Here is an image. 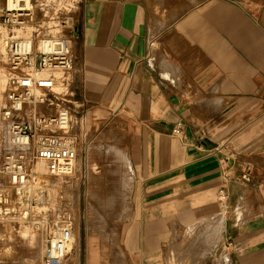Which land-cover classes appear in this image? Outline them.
<instances>
[{"label":"crops","instance_id":"obj_1","mask_svg":"<svg viewBox=\"0 0 264 264\" xmlns=\"http://www.w3.org/2000/svg\"><path fill=\"white\" fill-rule=\"evenodd\" d=\"M77 29L86 126L132 168L120 264L195 225L201 264H264V0H81Z\"/></svg>","mask_w":264,"mask_h":264},{"label":"built area","instance_id":"obj_2","mask_svg":"<svg viewBox=\"0 0 264 264\" xmlns=\"http://www.w3.org/2000/svg\"><path fill=\"white\" fill-rule=\"evenodd\" d=\"M80 4L0 0V132L6 140L0 206L6 213L13 210L11 189L22 199L24 219L45 235L44 264H64L72 251L76 200L74 193L50 200V185L36 180L35 165L46 163V174L54 178L70 176L81 160L83 142L90 140L84 104L68 96L78 71L74 43ZM184 128L177 121L173 134L182 137ZM32 190L41 192L26 197Z\"/></svg>","mask_w":264,"mask_h":264},{"label":"rangeland","instance_id":"obj_3","mask_svg":"<svg viewBox=\"0 0 264 264\" xmlns=\"http://www.w3.org/2000/svg\"><path fill=\"white\" fill-rule=\"evenodd\" d=\"M68 96L72 101L80 100L78 71L74 76L73 92ZM115 130L114 127L90 130V140L83 142L82 157L72 175L60 179L48 176L46 172L34 173L36 180L41 183L44 179L50 185L47 188L52 196L50 200L58 199L62 193L65 197L75 194V236L79 245L70 252L64 264L124 262L119 254L118 236L122 220L132 210L133 174L123 136ZM0 134V139H4L5 135ZM5 141L0 142V162ZM5 182L0 174V183ZM40 192L28 191L25 196L29 198V193ZM9 195L13 210L6 213L4 206H0V264H44V233L24 219L23 206L19 205L22 199L15 191L11 189ZM201 226L173 232L166 245L165 264H201L205 261L207 250L202 254L192 248L201 239ZM32 235L36 236V241H32Z\"/></svg>","mask_w":264,"mask_h":264},{"label":"bare ground","instance_id":"obj_4","mask_svg":"<svg viewBox=\"0 0 264 264\" xmlns=\"http://www.w3.org/2000/svg\"><path fill=\"white\" fill-rule=\"evenodd\" d=\"M42 78H44L43 76H42ZM0 137H1V134H0ZM2 140L0 139V142H1ZM46 168H47V165H46V163H44V162H40V163H38V164H36L35 165V171L37 172V173H39V174H41V173H45V171H46ZM37 176V175H36ZM40 176V175H39ZM40 178V177H39ZM41 179V178H40ZM61 179V178H60ZM44 180V179H43ZM57 186V185H56ZM51 188V187H50ZM55 196V195H54ZM52 197V196H51ZM36 241V236H34V235H32V241ZM78 245H79V240H78V238L74 235V238H73V249H72V251H71V253L73 252V251H75L77 248H78ZM77 252V251H76ZM76 255V254H75ZM43 261V260H42Z\"/></svg>","mask_w":264,"mask_h":264}]
</instances>
